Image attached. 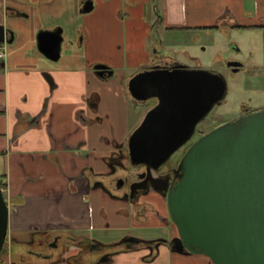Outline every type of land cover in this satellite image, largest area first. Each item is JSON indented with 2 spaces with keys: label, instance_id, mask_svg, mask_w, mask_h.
Instances as JSON below:
<instances>
[{
  "label": "crops",
  "instance_id": "crops-1",
  "mask_svg": "<svg viewBox=\"0 0 264 264\" xmlns=\"http://www.w3.org/2000/svg\"><path fill=\"white\" fill-rule=\"evenodd\" d=\"M98 1L85 18L80 42L84 61L55 64L57 60L39 50L38 34L61 29L64 36L66 16L72 24L77 18L75 28L81 32V0H0V24L14 33L0 66V174L7 183L10 206L4 264H77L71 257L80 249L73 244L57 261L28 251L33 243L56 233L103 244L129 237L168 238L169 228L156 214L158 210L168 214L167 206L158 195L147 197L155 209L146 219L142 211L123 204L126 201L93 186L94 174L110 171L112 155L127 140L130 125L127 111L116 103L127 101L128 78L116 76L115 70L101 77L93 67L106 64L113 70L127 56L142 58L139 66L146 67L161 58L178 59L177 52L163 55L155 49L160 43L154 35L157 25L165 33L184 36L180 44L188 49L199 36L205 39L213 32L264 31V0H160L156 21H143L146 37L133 42L132 35L123 39L122 11L131 16V6L125 8L122 0ZM133 35L137 36L134 29ZM70 44L67 56L74 58L75 42ZM148 252H119L97 264H188L193 259L214 264L205 254H180L168 245H161L159 254L145 261Z\"/></svg>",
  "mask_w": 264,
  "mask_h": 264
},
{
  "label": "water",
  "instance_id": "water-1",
  "mask_svg": "<svg viewBox=\"0 0 264 264\" xmlns=\"http://www.w3.org/2000/svg\"><path fill=\"white\" fill-rule=\"evenodd\" d=\"M93 6L90 0L81 11L89 12ZM13 40V31L0 24V41ZM63 40L61 29L43 30L38 34L39 50L58 60ZM228 66L236 72L243 62L232 60ZM95 69L101 77L113 73L104 64ZM126 87L135 102L158 98L127 138L132 164H146L149 169H158L187 143L228 91L223 74L181 63L138 70ZM164 189L179 232L172 240L175 251L206 254L214 264H264V107L202 135L185 152ZM9 216L0 187V255Z\"/></svg>",
  "mask_w": 264,
  "mask_h": 264
},
{
  "label": "rangeland",
  "instance_id": "rangeland-1",
  "mask_svg": "<svg viewBox=\"0 0 264 264\" xmlns=\"http://www.w3.org/2000/svg\"><path fill=\"white\" fill-rule=\"evenodd\" d=\"M84 1L86 0H81L80 9H82ZM122 1L125 8L126 6H131L133 10L131 16L125 14L124 10L122 11L124 17L123 39L126 40L128 35H132L133 42H140L146 37V26L144 25V22L150 24L154 23L158 17L155 8L160 0H131L130 4L127 0ZM93 2L94 5H96L97 2L100 3L98 0H93ZM25 5L26 4L22 6ZM86 14H88V12H82L80 15V23L82 27L81 32L75 28L78 24L77 18L71 20L75 23L72 24L70 23L69 17H65L66 32L61 46V58L54 61L55 64H73V62L70 63L69 60H74L76 63L78 60H81L82 62L84 61V45L80 47V42L84 36L82 32H86ZM128 21H131V23L128 24ZM133 22H137V26L133 25ZM133 29L135 33H137L136 37L133 35ZM178 34L179 33H165L162 25H157L155 27L154 35L157 37V40H160V43H155V49L159 51V54H168L169 51L177 52L178 59L189 67L203 68L219 72L224 75L228 83V91L224 100L211 110L210 114L202 124H209V126L223 124L232 115L240 112L241 104L243 102L249 105H259L264 103V31L258 32L256 30L234 29L227 33L224 32V34L213 32L209 36H206L205 39H203L202 36H199L197 44L189 49L186 48L185 44H180L185 41V37ZM196 35L197 34H194V36ZM73 41L76 46L75 56L74 58H69V56H67V47H69L71 45L70 42ZM186 49L189 52V56L186 55ZM77 56H80L81 58L77 59ZM232 60L243 62V68L239 72H233L229 68L228 63ZM142 61L143 60L140 57L127 56L121 64L112 66L113 70H111H115L117 73L116 76L122 77V75L125 74L126 77L129 78L135 72L147 66H139V63ZM96 65L98 64H95V66ZM95 66L93 67V71L97 73ZM123 92H125L124 89ZM120 100L121 101L117 100L116 103L119 105L122 104L127 111L130 122L127 135L129 136L133 128L138 125L144 116L145 106L142 103L130 99L128 95L127 101ZM178 155L179 153L175 156ZM123 204L130 206L128 202H124ZM8 243L4 246L5 250L0 260V264L5 263V257L9 253ZM188 264L202 263L193 259V261L190 260Z\"/></svg>",
  "mask_w": 264,
  "mask_h": 264
},
{
  "label": "flooded vegetation",
  "instance_id": "flooded-vegetation-1",
  "mask_svg": "<svg viewBox=\"0 0 264 264\" xmlns=\"http://www.w3.org/2000/svg\"><path fill=\"white\" fill-rule=\"evenodd\" d=\"M89 1L90 0L84 1V4L86 2L89 3ZM176 63L185 64L179 59L170 57V58H161L152 65L163 64L164 66L170 67L175 65ZM229 68L233 71L232 67ZM242 68L243 67H241L236 72H239ZM157 103H158V98L153 97L151 99H148L146 102H143L142 104H144L146 110L155 106ZM263 107H264V103L259 105H249L243 102L241 104L240 112L232 115L227 121L234 119L239 115L248 114L257 111ZM207 116H205L197 124L196 131L193 137L187 143H185L178 151H176L158 169L155 168L149 169L146 164H139V165L132 164L128 155V146L126 140L122 145L116 147V150L112 155L113 158H112L110 171L108 173L93 175V177L95 176L97 177L95 178V180H93V186H100L102 190L105 191L107 194H109L111 197L117 200H123L128 202L130 204L131 210L137 212L142 211V213L145 214L146 219L149 215L147 213L155 209V204H153L150 200L147 199L148 196H150L151 194H156L165 202L167 206L168 214L165 215L160 210H158L156 214L158 218L161 219L169 228V232H170L169 237L168 238L159 237L150 240L140 239L136 237H131V238L129 237V239H127L126 241L127 242L126 244L130 245V243L137 241V239L147 240V241L157 240L155 243L149 244L147 247L131 250V251L142 250V249L148 250L149 251L148 254H146L144 257L145 261H148L146 260V258L156 253L154 256L155 258L159 254L161 245H168L171 247V250L173 252L180 253L173 249L174 243L172 242V240L173 238L178 236L179 232L177 225L171 218L169 212L167 192L164 189V186L166 180L172 182L174 178L175 169L178 167L180 160L182 159L183 155L188 150V148L202 135L206 134L207 132L211 131L212 129L220 125L219 124L216 126H209V124H202L207 118ZM177 153H179V155L175 156ZM75 235L77 234L67 232L63 234L56 233L51 236L41 238L39 241L33 243L32 247L29 248L28 251H31L36 255H40L42 258L48 257L50 258V260L53 261L60 260L65 256L66 253H68L71 244H74L73 242L75 239ZM92 240H94L95 242H99L95 239ZM74 245L78 246V248L80 249V251L76 255L71 257V260L76 263L75 258L82 251H84L86 247H84V245L82 244H74ZM180 254H195V253L185 252ZM111 256L112 255L109 256L105 255L103 256V258H105V261H109Z\"/></svg>",
  "mask_w": 264,
  "mask_h": 264
},
{
  "label": "trees",
  "instance_id": "trees-1",
  "mask_svg": "<svg viewBox=\"0 0 264 264\" xmlns=\"http://www.w3.org/2000/svg\"><path fill=\"white\" fill-rule=\"evenodd\" d=\"M251 27V26H249ZM254 27V26H252ZM97 178L96 176L93 177V180ZM7 183L4 179V176L0 174V187L6 188ZM5 198L7 200V194L4 192ZM126 240L120 241L113 244H103L101 242H95L89 237L86 236H80L75 235L74 244H82L86 249L82 251L77 257L75 258V261L77 264H97L100 263L101 259L105 255H114L119 252H125V251H131L135 249H141L144 247H147L149 244L155 243L157 240L153 241H147V240H140L137 239V241H134L133 243H130V245H127ZM8 243V236L6 238L5 244ZM94 245V246H93ZM93 247V248H91ZM5 249H3L0 260L2 258L3 252ZM156 254V253H155ZM154 255H151L150 257L146 258V260H152L154 258ZM206 255V254H205Z\"/></svg>",
  "mask_w": 264,
  "mask_h": 264
},
{
  "label": "built area",
  "instance_id": "built-area-1",
  "mask_svg": "<svg viewBox=\"0 0 264 264\" xmlns=\"http://www.w3.org/2000/svg\"><path fill=\"white\" fill-rule=\"evenodd\" d=\"M6 55H7V43L6 42H0V60L2 58H5Z\"/></svg>",
  "mask_w": 264,
  "mask_h": 264
}]
</instances>
